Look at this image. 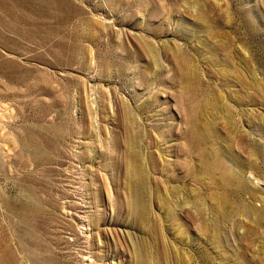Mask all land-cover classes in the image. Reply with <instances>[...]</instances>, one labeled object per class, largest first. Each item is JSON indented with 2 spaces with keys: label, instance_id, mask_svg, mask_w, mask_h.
Here are the masks:
<instances>
[{
  "label": "rangeland",
  "instance_id": "1",
  "mask_svg": "<svg viewBox=\"0 0 264 264\" xmlns=\"http://www.w3.org/2000/svg\"><path fill=\"white\" fill-rule=\"evenodd\" d=\"M0 15V264H264V0Z\"/></svg>",
  "mask_w": 264,
  "mask_h": 264
},
{
  "label": "bare ground",
  "instance_id": "2",
  "mask_svg": "<svg viewBox=\"0 0 264 264\" xmlns=\"http://www.w3.org/2000/svg\"><path fill=\"white\" fill-rule=\"evenodd\" d=\"M12 4V3H11ZM65 13V12H64ZM18 15V14H17ZM1 16V15H0ZM2 17V16H1ZM15 22V21H14ZM3 23V22H2ZM13 23V22H12ZM7 34V33H6ZM5 50V49H4ZM263 214V213H262ZM264 216H262L260 219H258V220H261L262 221V218H263ZM256 220V219H255ZM264 220V219H263ZM256 222V221H255ZM259 223V222H258Z\"/></svg>",
  "mask_w": 264,
  "mask_h": 264
}]
</instances>
